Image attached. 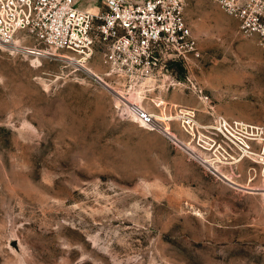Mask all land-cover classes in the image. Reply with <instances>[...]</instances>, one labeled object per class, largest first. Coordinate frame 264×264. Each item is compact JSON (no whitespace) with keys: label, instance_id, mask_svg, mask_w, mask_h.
<instances>
[{"label":"rangeland","instance_id":"374dc122","mask_svg":"<svg viewBox=\"0 0 264 264\" xmlns=\"http://www.w3.org/2000/svg\"><path fill=\"white\" fill-rule=\"evenodd\" d=\"M184 16L199 56L117 91L153 113L201 108L192 79L215 112L264 125V46L213 0ZM104 71L98 54L85 70L0 45V264H264V181L220 180L121 118Z\"/></svg>","mask_w":264,"mask_h":264},{"label":"built area","instance_id":"2783aa9c","mask_svg":"<svg viewBox=\"0 0 264 264\" xmlns=\"http://www.w3.org/2000/svg\"><path fill=\"white\" fill-rule=\"evenodd\" d=\"M213 1L237 20L242 36L264 46V0ZM98 3L91 11L78 0H0V45L24 57L53 58L82 69L98 54L103 75L114 85L93 77L112 91L143 85L170 61L199 56L184 16L186 0ZM191 92L201 108L176 105L153 113L128 91H117V114L159 132L220 180L237 186L243 184L236 180H245L246 186L264 181V125L215 112L192 79ZM173 124L183 138L173 132Z\"/></svg>","mask_w":264,"mask_h":264},{"label":"bare ground","instance_id":"6f19581e","mask_svg":"<svg viewBox=\"0 0 264 264\" xmlns=\"http://www.w3.org/2000/svg\"><path fill=\"white\" fill-rule=\"evenodd\" d=\"M94 9H95V8H91V9H89V10H94ZM85 70H87V69H85ZM90 73H91L92 76H93L94 73H93V72H90Z\"/></svg>","mask_w":264,"mask_h":264}]
</instances>
